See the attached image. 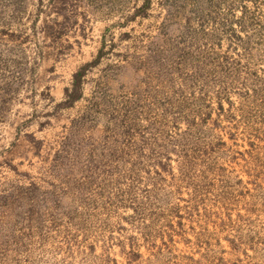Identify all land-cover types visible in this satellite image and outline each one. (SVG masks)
<instances>
[{
	"label": "rangeland",
	"instance_id": "374dc122",
	"mask_svg": "<svg viewBox=\"0 0 264 264\" xmlns=\"http://www.w3.org/2000/svg\"><path fill=\"white\" fill-rule=\"evenodd\" d=\"M0 264H264V0H0Z\"/></svg>",
	"mask_w": 264,
	"mask_h": 264
},
{
	"label": "trees",
	"instance_id": "16d2710c",
	"mask_svg": "<svg viewBox=\"0 0 264 264\" xmlns=\"http://www.w3.org/2000/svg\"><path fill=\"white\" fill-rule=\"evenodd\" d=\"M243 19V18H242ZM74 87H77V85L75 84V86ZM186 140H187V138H186ZM176 141L178 142V143H181L183 140H181V139H176ZM165 152V151H164Z\"/></svg>",
	"mask_w": 264,
	"mask_h": 264
}]
</instances>
